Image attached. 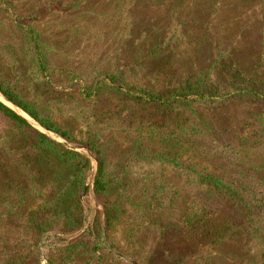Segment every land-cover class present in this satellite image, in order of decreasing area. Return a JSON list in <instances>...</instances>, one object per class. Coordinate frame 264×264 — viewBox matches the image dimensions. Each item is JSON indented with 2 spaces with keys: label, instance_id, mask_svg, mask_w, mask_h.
I'll use <instances>...</instances> for the list:
<instances>
[{
  "label": "trees",
  "instance_id": "1",
  "mask_svg": "<svg viewBox=\"0 0 264 264\" xmlns=\"http://www.w3.org/2000/svg\"><path fill=\"white\" fill-rule=\"evenodd\" d=\"M235 3L264 13V0ZM38 13L0 0V15L15 16L10 20L24 64L18 73L49 86L46 44L33 26L22 24ZM258 24L264 28L260 13ZM219 69L213 64L187 74L164 92L135 88L109 72L79 88L85 102L111 95L146 112L126 120L134 134L119 165L111 167L97 140L81 143L96 158L92 195L102 220L99 209L80 200L87 156L0 102V264H41L42 248L46 264H128L105 243L138 264H264V56L257 54L249 67ZM224 71L226 80L219 78ZM16 76L0 68V95L49 132L79 143ZM236 106L244 115L226 118L224 108ZM132 162L149 168L129 187L122 166ZM168 172L182 183L174 184ZM125 216L131 223L121 247L116 230Z\"/></svg>",
  "mask_w": 264,
  "mask_h": 264
},
{
  "label": "rangeland",
  "instance_id": "2",
  "mask_svg": "<svg viewBox=\"0 0 264 264\" xmlns=\"http://www.w3.org/2000/svg\"><path fill=\"white\" fill-rule=\"evenodd\" d=\"M10 1L18 11L39 12L34 20L22 24L33 26L46 44L50 84L46 86L33 78L29 82L18 73L24 64L20 61L18 34L10 20L15 16L0 15V68L4 67L9 76L18 74L16 78L28 96L51 109L54 119L72 131L79 143H70L84 146L82 142L97 140L111 167L129 154L134 133L127 128L126 120L146 112L111 95L85 102L79 95L82 85L109 72L118 73L135 88L164 92L179 86L187 74L209 65L214 64L219 74L222 64L249 67L257 54L258 59L264 56V28L258 24V13L263 18L264 13L252 6L238 5V0ZM223 73L219 78L226 80L229 71ZM223 111L226 118H231L244 115L245 110L236 106ZM77 152L86 155L82 150ZM122 167L126 176L123 183L129 187L139 185L140 176L149 168L133 162ZM89 175L90 172L87 179ZM168 175L173 178L172 173ZM172 182L182 183L174 178ZM47 190L41 191L44 197ZM81 196L83 206L91 211L99 209L102 220L103 209L92 191L87 190L82 199ZM130 223L127 216L121 220L116 230L118 246H124L122 232L126 233ZM111 249L124 257L113 254L123 262H135ZM46 254L47 248H42L41 264L43 258L47 260Z\"/></svg>",
  "mask_w": 264,
  "mask_h": 264
},
{
  "label": "water",
  "instance_id": "3",
  "mask_svg": "<svg viewBox=\"0 0 264 264\" xmlns=\"http://www.w3.org/2000/svg\"><path fill=\"white\" fill-rule=\"evenodd\" d=\"M0 102L3 103L6 107H8L9 109H11L12 111H14L18 116H20L21 118H23L31 127H33L34 129H36L38 132L46 135L48 138H50L51 140L63 145L65 148L70 149V150H75V151H84L86 153L87 158L90 161V175L84 185V190L81 196V199L83 198V196L86 194L87 190H89L90 192L92 191V186H93V179L96 173V166H97V162H96V158L95 156L92 154V152L90 151V149L84 147V146H78L75 144H72L66 140H64L63 138H61L60 136L49 132L48 130H46L45 128L41 127L38 123H36L35 121H33L32 119H30L25 113H23L20 109H18L16 106H14L11 102H9L8 100H6L2 95H0ZM90 221L87 220L86 224L84 225L83 229H85ZM83 229L81 231H83ZM81 231L77 232L75 235H78ZM106 249L108 251H110L112 254L123 258V256H121L120 254H118L117 252L113 251L111 248H109L107 245H105ZM128 261V260H127ZM131 264H136L133 261H128ZM43 264H46V260L43 258Z\"/></svg>",
  "mask_w": 264,
  "mask_h": 264
}]
</instances>
